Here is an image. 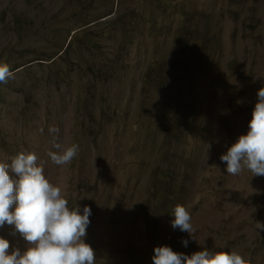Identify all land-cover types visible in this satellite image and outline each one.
Listing matches in <instances>:
<instances>
[{"label":"rangeland","instance_id":"rangeland-1","mask_svg":"<svg viewBox=\"0 0 264 264\" xmlns=\"http://www.w3.org/2000/svg\"><path fill=\"white\" fill-rule=\"evenodd\" d=\"M86 2L0 0V64H24L0 86V162L35 153L70 210L91 208L95 264H154L161 246L264 264V176L220 159L264 87V0ZM55 143L78 154L57 165ZM177 205L191 235L172 227ZM0 236L8 254L28 246L14 225Z\"/></svg>","mask_w":264,"mask_h":264},{"label":"clouds","instance_id":"clouds-1","mask_svg":"<svg viewBox=\"0 0 264 264\" xmlns=\"http://www.w3.org/2000/svg\"><path fill=\"white\" fill-rule=\"evenodd\" d=\"M119 1L116 0L114 5L117 9ZM101 7L102 0H87L82 10L97 13ZM125 13L126 9L116 11L119 19L124 18ZM199 25L191 22L190 30H198ZM117 32L115 28L108 32L104 41L115 46L118 43ZM188 42L186 35L184 43ZM123 47L119 45V48ZM13 75L7 64H0V82H7ZM257 96L249 131L220 157L227 164L228 174L238 175L247 168L254 176H264V87L258 90ZM196 100L195 96L191 98L198 108L203 109L205 105ZM49 130L59 131L55 127ZM54 147L57 151L49 153L51 160L57 165H65L78 154L79 146L73 144L63 148L55 143ZM10 173H14L15 178ZM68 203L61 187L51 183L45 177L43 167L37 166L35 153H20L10 164L0 162V227L5 223L14 225L28 244L25 251L17 248L8 254L10 241L0 236V264H95V250L85 241L92 210L85 206L81 214L80 207L70 210ZM173 214L172 227L191 235L192 217L186 207L177 205ZM257 226L264 230V224L258 223ZM91 241L93 243L92 238L89 239ZM188 243V240L183 241L185 247ZM154 252V264H249L236 252L213 253L204 249L189 256L174 251L170 246L156 247Z\"/></svg>","mask_w":264,"mask_h":264},{"label":"trees","instance_id":"trees-1","mask_svg":"<svg viewBox=\"0 0 264 264\" xmlns=\"http://www.w3.org/2000/svg\"><path fill=\"white\" fill-rule=\"evenodd\" d=\"M69 48H68V46L65 48V50H64V53L65 54H68L69 52ZM24 64L22 63V64H20V65H16V66H14L13 68H11L10 70L13 72L14 70H16L17 68H19V67H21V66H23ZM35 79V77L34 78H32V79H30V80H34ZM10 83V82H9ZM8 85V84H6V82H0V85ZM0 96H1V93H0ZM85 131V130H84ZM91 134V133H90ZM90 134H87L85 137L87 138ZM91 244H92V241H91Z\"/></svg>","mask_w":264,"mask_h":264}]
</instances>
